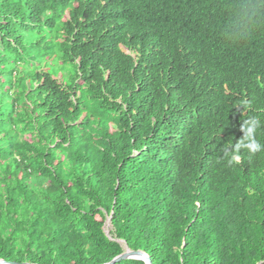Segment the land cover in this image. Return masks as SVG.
Instances as JSON below:
<instances>
[{"label": "trees", "instance_id": "1", "mask_svg": "<svg viewBox=\"0 0 264 264\" xmlns=\"http://www.w3.org/2000/svg\"><path fill=\"white\" fill-rule=\"evenodd\" d=\"M124 247L264 264V0H0V260Z\"/></svg>", "mask_w": 264, "mask_h": 264}, {"label": "water", "instance_id": "2", "mask_svg": "<svg viewBox=\"0 0 264 264\" xmlns=\"http://www.w3.org/2000/svg\"><path fill=\"white\" fill-rule=\"evenodd\" d=\"M110 220H111V217H108L105 223L104 232L106 236H108L109 234L108 229L110 226ZM126 260H140V261H143L145 264H151L150 258L145 253L141 251L134 252V251L129 250L127 247H124L122 254L116 257L114 260H112L108 264H116V263H119L121 261H126ZM0 264H8V263H5L4 261L0 260Z\"/></svg>", "mask_w": 264, "mask_h": 264}, {"label": "rangeland", "instance_id": "3", "mask_svg": "<svg viewBox=\"0 0 264 264\" xmlns=\"http://www.w3.org/2000/svg\"><path fill=\"white\" fill-rule=\"evenodd\" d=\"M109 229H110V228H109ZM109 229H108V230H109Z\"/></svg>", "mask_w": 264, "mask_h": 264}]
</instances>
